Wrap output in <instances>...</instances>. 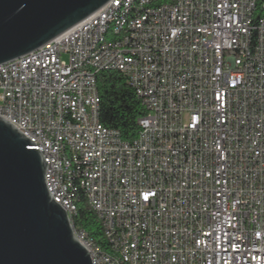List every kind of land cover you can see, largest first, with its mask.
<instances>
[{"label": "built area", "instance_id": "obj_1", "mask_svg": "<svg viewBox=\"0 0 264 264\" xmlns=\"http://www.w3.org/2000/svg\"><path fill=\"white\" fill-rule=\"evenodd\" d=\"M121 16L112 0L1 65L0 117L41 152L47 187L93 264L122 251L127 264H264V15L255 0H144L129 37L109 29ZM104 72L121 73L146 110L134 142L93 124ZM61 142L114 238L106 253L72 223L70 179L55 167Z\"/></svg>", "mask_w": 264, "mask_h": 264}, {"label": "water", "instance_id": "obj_2", "mask_svg": "<svg viewBox=\"0 0 264 264\" xmlns=\"http://www.w3.org/2000/svg\"><path fill=\"white\" fill-rule=\"evenodd\" d=\"M112 0H0V66L40 50ZM36 145L0 117V264H93L52 197Z\"/></svg>", "mask_w": 264, "mask_h": 264}, {"label": "trees", "instance_id": "obj_3", "mask_svg": "<svg viewBox=\"0 0 264 264\" xmlns=\"http://www.w3.org/2000/svg\"><path fill=\"white\" fill-rule=\"evenodd\" d=\"M257 13L264 15V0H257ZM98 90L101 97L100 122L103 126L120 132L123 141L134 142L139 135L138 120L147 115L145 108L125 77L118 72H104L98 75ZM78 211L73 216L78 230L104 250L109 244L96 214L89 207L83 192H80Z\"/></svg>", "mask_w": 264, "mask_h": 264}, {"label": "bare ground", "instance_id": "obj_4", "mask_svg": "<svg viewBox=\"0 0 264 264\" xmlns=\"http://www.w3.org/2000/svg\"><path fill=\"white\" fill-rule=\"evenodd\" d=\"M144 0H131V6H129V0H119L120 6V18L109 19V29L117 30V36L129 37L130 30L133 29V22L135 21V15H138V10L141 9ZM258 1L255 0V9L257 8ZM111 44V33L102 34V45ZM101 101L96 102L95 113H93V124H101L100 122V105ZM56 170L59 172V179H68L62 181V194L66 196V205L72 209L71 220L78 211V204L80 202V192L84 193L86 201L92 211L96 214L100 221L104 237L109 244V249H114V238L108 232V226L102 223L101 211L96 206L95 200H90L89 183L86 181V174L80 167H77L76 155H73L70 151V142H61V146L58 147V160H55ZM56 201V196H52ZM79 235L82 239H87L91 248L97 250V253H106V250L97 246L86 234L79 230ZM142 243H151V233L142 234ZM131 261V251H122V261H116V256L113 254H104V262L107 264H127L125 262Z\"/></svg>", "mask_w": 264, "mask_h": 264}]
</instances>
